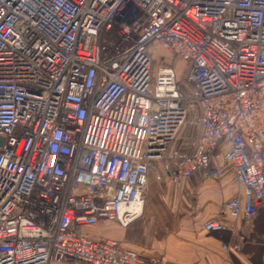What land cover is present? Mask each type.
Masks as SVG:
<instances>
[{"label":"built area","instance_id":"built-area-1","mask_svg":"<svg viewBox=\"0 0 264 264\" xmlns=\"http://www.w3.org/2000/svg\"><path fill=\"white\" fill-rule=\"evenodd\" d=\"M219 159L243 192L205 227L242 238L264 202V0H0V264H176L86 226L140 218L156 162L178 184Z\"/></svg>","mask_w":264,"mask_h":264},{"label":"crops","instance_id":"crops-1","mask_svg":"<svg viewBox=\"0 0 264 264\" xmlns=\"http://www.w3.org/2000/svg\"><path fill=\"white\" fill-rule=\"evenodd\" d=\"M199 129H185L178 137L176 149L186 136L198 135ZM233 164L214 160L206 172L182 178L178 184L163 170L160 161L148 175L143 215L128 226L103 220L86 226L92 239H114L142 256H159L176 264H264V202L255 217L241 216L237 226L242 238L224 229L208 231L209 220L226 225L234 220L227 202L243 187L232 180ZM161 174L159 180L157 175ZM231 244L225 249L223 244ZM234 244L240 248L233 249ZM50 264H75L70 260Z\"/></svg>","mask_w":264,"mask_h":264},{"label":"rangeland","instance_id":"rangeland-1","mask_svg":"<svg viewBox=\"0 0 264 264\" xmlns=\"http://www.w3.org/2000/svg\"><path fill=\"white\" fill-rule=\"evenodd\" d=\"M152 53V59L156 64L172 63L181 79H186L189 75V69L186 68L188 60L181 57H173L169 51L163 48H152Z\"/></svg>","mask_w":264,"mask_h":264}]
</instances>
